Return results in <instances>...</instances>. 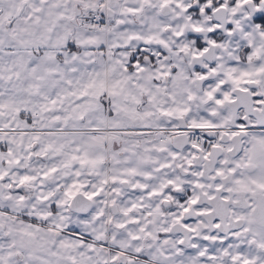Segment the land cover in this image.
I'll list each match as a JSON object with an SVG mask.
<instances>
[{
	"label": "snow or ice",
	"instance_id": "obj_1",
	"mask_svg": "<svg viewBox=\"0 0 264 264\" xmlns=\"http://www.w3.org/2000/svg\"><path fill=\"white\" fill-rule=\"evenodd\" d=\"M0 264H264V0H0Z\"/></svg>",
	"mask_w": 264,
	"mask_h": 264
}]
</instances>
